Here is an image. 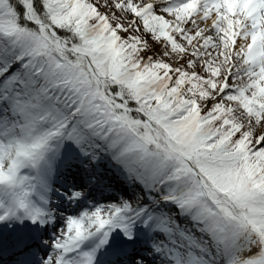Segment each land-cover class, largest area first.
Instances as JSON below:
<instances>
[{
  "label": "snow or ice",
  "instance_id": "1",
  "mask_svg": "<svg viewBox=\"0 0 264 264\" xmlns=\"http://www.w3.org/2000/svg\"><path fill=\"white\" fill-rule=\"evenodd\" d=\"M0 264H264V0H0Z\"/></svg>",
  "mask_w": 264,
  "mask_h": 264
}]
</instances>
